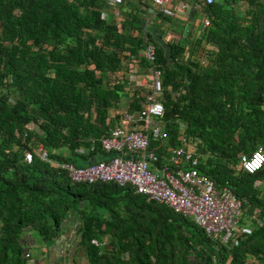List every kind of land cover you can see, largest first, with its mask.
Segmentation results:
<instances>
[{"label":"trees","instance_id":"obj_1","mask_svg":"<svg viewBox=\"0 0 264 264\" xmlns=\"http://www.w3.org/2000/svg\"><path fill=\"white\" fill-rule=\"evenodd\" d=\"M105 9V0H0V264H27V236L56 237L69 213L87 264H264V186L254 185L264 159L253 173L239 166L255 148L264 157V0L200 3L192 39H167L163 25H181L140 2L119 5V19H101ZM145 42L161 71L167 143L183 124L203 144L199 172L226 184L245 214L258 211L261 223L230 246L215 248L192 219L130 186L74 183L34 151L23 159L39 144L62 163L103 158L124 83L149 66L136 57ZM144 90L132 89L126 111L140 109Z\"/></svg>","mask_w":264,"mask_h":264},{"label":"built area","instance_id":"obj_2","mask_svg":"<svg viewBox=\"0 0 264 264\" xmlns=\"http://www.w3.org/2000/svg\"><path fill=\"white\" fill-rule=\"evenodd\" d=\"M132 1L148 6L147 10L153 13L187 20L192 10L199 9L200 3L219 0H105V5L112 18L119 19V5ZM100 18L107 19L108 12L101 10ZM206 24L207 20L203 19L202 26ZM136 57L149 65L140 76L129 77L145 89L141 107L135 112L124 111L109 134L100 139L103 158L93 159L85 166H75L51 159L39 144L35 150H25L23 159L29 162L34 151L40 160L63 169L74 183L110 182L130 186L146 200L164 204L173 212L190 217L215 248L230 246L236 235H248L251 224L261 223L258 211L245 214L242 201L226 184L217 185L212 178L199 172V148L203 144L197 138L186 137L183 124L178 127L177 144L167 143L168 135L162 121L161 71L154 65V45L145 42ZM263 159L261 150L255 148L248 157H240L239 166L253 173L261 167ZM91 243L98 244L95 240ZM211 262L219 264L215 256ZM33 264L44 263L41 259Z\"/></svg>","mask_w":264,"mask_h":264},{"label":"crops","instance_id":"obj_3","mask_svg":"<svg viewBox=\"0 0 264 264\" xmlns=\"http://www.w3.org/2000/svg\"><path fill=\"white\" fill-rule=\"evenodd\" d=\"M148 14L154 13L149 10ZM152 16L153 15H148V25H150L153 20ZM130 82H133L131 84L133 87L137 86V80L135 81L130 79L128 85H130ZM122 111L124 112L126 109ZM78 228L79 221L75 214H67L63 222L60 224L57 236L47 240L46 242H43L42 244L38 243L39 252L36 256L31 255L29 251L26 250V252L29 254L27 264H33L35 261L41 259L44 264H87L83 249L77 245L79 239ZM28 236L27 247L32 246L35 243L34 238H32L30 235ZM103 240H106V238H103Z\"/></svg>","mask_w":264,"mask_h":264},{"label":"rangeland","instance_id":"obj_4","mask_svg":"<svg viewBox=\"0 0 264 264\" xmlns=\"http://www.w3.org/2000/svg\"><path fill=\"white\" fill-rule=\"evenodd\" d=\"M241 6H242V4H241ZM105 10L108 12V16L110 17L111 16L110 12L107 9H105ZM172 21L175 22L178 25H181V27H178L176 25L175 26L174 25L168 26V24H164L162 28L166 29V38L167 39H177L179 37V35H181L182 38H191L192 39L193 37H195L198 34V27L197 26L200 24V16L199 15H196L193 18L189 16V18L187 20H183V19L180 18V19H176V20H172ZM186 31L189 32V35L187 34V36H185L184 33H183V32H186ZM204 48H208V47L205 46ZM128 83L129 82H127V83L125 82L124 83V86H123L124 93H122L121 98L119 100L120 104L117 106L116 109H114L112 111V113H116L118 115H121L123 113L122 110H125L126 106L128 104L130 92L132 91L133 88L139 87V86H134L133 87L131 85L133 82H130V85H128ZM129 86H131V87H129ZM53 151L56 152V153H60L62 155H68V152H67V150L65 148L54 149ZM73 164L75 166H85L87 164V161L76 159L73 162ZM254 185L259 187V188L264 186V178H262V180H260V181H255ZM39 238L40 237L38 235L34 234L35 243L32 246H28L27 247V251H29V253L31 255H33V256H36L37 253L39 252L38 243L42 244L43 242H46V241H43V240H41ZM248 264H259V263L257 261L252 262V261L249 260Z\"/></svg>","mask_w":264,"mask_h":264},{"label":"clouds","instance_id":"obj_5","mask_svg":"<svg viewBox=\"0 0 264 264\" xmlns=\"http://www.w3.org/2000/svg\"><path fill=\"white\" fill-rule=\"evenodd\" d=\"M259 165L257 164V167H258Z\"/></svg>","mask_w":264,"mask_h":264}]
</instances>
